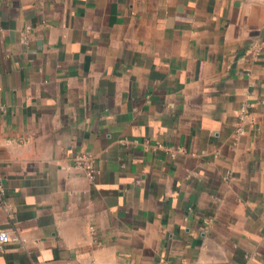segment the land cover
I'll return each instance as SVG.
<instances>
[{
  "label": "crops",
  "instance_id": "1",
  "mask_svg": "<svg viewBox=\"0 0 264 264\" xmlns=\"http://www.w3.org/2000/svg\"><path fill=\"white\" fill-rule=\"evenodd\" d=\"M262 36L264 0H0V264H264Z\"/></svg>",
  "mask_w": 264,
  "mask_h": 264
},
{
  "label": "built area",
  "instance_id": "2",
  "mask_svg": "<svg viewBox=\"0 0 264 264\" xmlns=\"http://www.w3.org/2000/svg\"><path fill=\"white\" fill-rule=\"evenodd\" d=\"M250 50L252 55L259 56L264 51V36L257 38L250 45ZM250 119V109L248 104L241 106L238 113V124L236 127V136L241 135L245 131V122ZM74 166L79 169L89 170L91 175L94 173V167L92 162H90L89 157L83 154H79L75 157ZM0 190L3 191L2 185L0 184ZM93 229V227H91ZM19 237L10 234L8 231L0 229V245H3L12 240H18Z\"/></svg>",
  "mask_w": 264,
  "mask_h": 264
}]
</instances>
